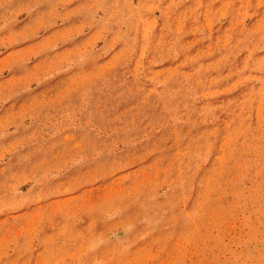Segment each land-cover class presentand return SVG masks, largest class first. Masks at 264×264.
<instances>
[{
    "label": "rangeland",
    "instance_id": "374dc122",
    "mask_svg": "<svg viewBox=\"0 0 264 264\" xmlns=\"http://www.w3.org/2000/svg\"><path fill=\"white\" fill-rule=\"evenodd\" d=\"M0 264H264V0H0Z\"/></svg>",
    "mask_w": 264,
    "mask_h": 264
}]
</instances>
